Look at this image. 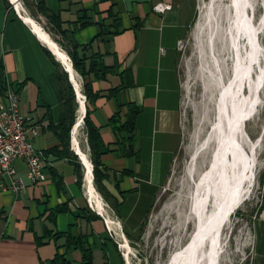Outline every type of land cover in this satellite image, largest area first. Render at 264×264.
Listing matches in <instances>:
<instances>
[{"label":"crops","instance_id":"obj_1","mask_svg":"<svg viewBox=\"0 0 264 264\" xmlns=\"http://www.w3.org/2000/svg\"><path fill=\"white\" fill-rule=\"evenodd\" d=\"M157 5L164 9L157 11ZM192 10L193 0H0V102H5L4 87L10 84L18 93L20 114L36 129V135L28 133L27 138L40 152L46 174L45 181L31 184L25 162L15 159L16 176L26 187L14 194L5 189L8 178L0 172V264H48L56 253H65L72 264H87L79 250L64 248L65 237H54L56 233L85 234L90 264H123L109 232L134 230L140 225L182 145L177 45L189 26ZM24 16L68 57L83 97L82 110L66 68ZM70 54L85 67L103 66L112 72L100 80L92 73L83 78L73 68ZM88 80L101 92L91 105L83 94ZM66 81L74 93L68 149L80 164V186L67 158L58 159L53 151L60 148L55 127L64 111L59 89ZM127 104L137 108L134 153L129 155L125 141L115 138L108 125L116 111L121 116L127 112ZM87 107L109 150L101 162L110 198L106 201L95 190L105 216L115 223L112 228L88 200L84 167L72 143L73 127L82 113L75 138L90 161L83 122ZM51 172L60 180L59 186ZM91 179L93 183L92 163ZM65 203L66 211L54 216L53 210ZM140 208L143 214L134 221ZM81 211L84 217L80 219L76 215ZM92 212L98 218H93ZM123 234L130 238L126 230ZM251 234L250 264H264V201ZM37 238H42V243Z\"/></svg>","mask_w":264,"mask_h":264},{"label":"bare ground","instance_id":"obj_2","mask_svg":"<svg viewBox=\"0 0 264 264\" xmlns=\"http://www.w3.org/2000/svg\"><path fill=\"white\" fill-rule=\"evenodd\" d=\"M258 1L260 2V0ZM258 1L209 0L200 12L196 31L197 35H206L207 49L205 47L204 50H208L216 69L224 64L221 61L223 64L218 66V58L214 53V34L219 31L221 50L227 55L225 60L229 61V67L227 66L229 72L225 80L223 79L224 75H221L222 72H218L213 77L216 90L214 119L209 125L208 132H205L206 135L204 133L202 142L198 140L201 142V147L191 155L192 160H195L198 151L211 148L206 167L200 171L197 178L194 177L196 179L193 183L191 182V189H188L187 205L193 230L186 243L169 255L166 264H216L218 255L221 253L222 230L230 222L231 214L250 195V188L254 180L255 150L258 141L250 140L245 124L256 113V108L261 100L260 89L264 82V68L261 64L264 55L260 43V34L264 25V6L261 14L256 18L255 11L259 4ZM16 6L18 9V5ZM23 18L66 68L82 110L83 97L68 57L32 20L27 16ZM218 20H222L224 23L220 29ZM81 117L82 113L78 116L73 127L72 143L84 167L85 191L88 200L99 214L105 216L103 203L92 183L91 163L87 153L81 151L76 144L75 131L81 123ZM194 172L195 167L190 168L188 170L189 177L193 178ZM105 220L109 228L115 224L108 216H105ZM120 237L123 256L126 263L131 264L129 261V256L132 253L131 248L121 232Z\"/></svg>","mask_w":264,"mask_h":264},{"label":"rangeland","instance_id":"obj_3","mask_svg":"<svg viewBox=\"0 0 264 264\" xmlns=\"http://www.w3.org/2000/svg\"><path fill=\"white\" fill-rule=\"evenodd\" d=\"M208 2L209 0H193L189 26L177 45L178 73L181 84L178 119L182 131V145L167 173L166 180L161 183L155 199L140 225L134 230L128 231L125 228H120L109 232L110 237L114 238L116 242L123 264L127 263L123 251L118 245L121 240L120 232L123 234L126 230L130 235L127 241L132 252L129 256L131 264H166L169 255L186 243L193 230L187 205L188 189H191V182L193 183L200 171L206 167L211 148L198 151L195 160H192L191 155L197 148L201 147L202 139L214 119L216 90L213 77L218 72H222L221 75L225 76H223L225 80L229 72V61L225 60L227 55L221 50L220 32L214 34V53L218 58V66L224 63L218 69L213 64L208 50H206V35H197L196 24L199 21L202 7L204 8ZM258 3L260 5L258 4L259 6L256 7V18L261 14L264 0H260ZM218 22L220 29L224 23L222 20H218ZM260 35L264 55V25ZM262 59L261 64L264 68V58L262 57ZM260 99L254 117L245 124L250 140L258 141L255 150L253 184L248 198L231 214L230 222L222 230L221 253L218 255L216 264H250L251 226L264 201V82L260 89ZM194 167L195 175L191 178L188 175V170ZM194 177L196 178L194 179ZM189 182L190 184H187ZM137 214L133 219L134 221L143 214L142 208Z\"/></svg>","mask_w":264,"mask_h":264},{"label":"trees","instance_id":"obj_4","mask_svg":"<svg viewBox=\"0 0 264 264\" xmlns=\"http://www.w3.org/2000/svg\"><path fill=\"white\" fill-rule=\"evenodd\" d=\"M100 1H112V0H100ZM113 6V5H112ZM70 58L72 60L73 68L78 72L83 78L89 77V74H93V78L96 80H100L106 77L107 74L112 72L111 68L96 66V67H85V64L82 60H79L70 54ZM66 80V79H65ZM113 92V91H112ZM110 91V93H112ZM114 93V92H113ZM83 94L85 96V102L87 105H91L94 103L95 99L101 97V92L95 91L92 88L91 80L84 82L83 84ZM59 98L61 100V108L62 111L59 123L55 127L56 137L59 141L60 148L56 147L53 149L55 156L58 159L67 158L68 162L72 165L74 175L76 176V184L80 186L81 184V170L80 164L75 155L69 152L68 143H69V132L74 123V93L70 86V84L66 81L65 85H61L59 89ZM127 112L121 116L119 111H116L111 117L108 119V125L110 126L112 133L115 138L125 141L127 144L128 151L126 154H133L135 136H134V115L137 112V108L132 104H127ZM84 128L86 132L87 144L89 147V157L92 163V174H93V184L95 189L101 194V196L107 201L110 198V194L108 190L105 188L103 184V180L106 179L107 174L105 173V168L101 162V156L109 151L108 147L104 144L101 133L99 129L92 123L90 119V110L87 107L86 113L83 118ZM126 134V137L123 135ZM53 176V180H55L56 184L60 185V180L57 178L54 172H51ZM66 203L63 205H59L55 210H53L52 214L55 216L57 213L66 211ZM112 207H115V204L112 203ZM82 211L84 209H81ZM85 211L88 213L87 222L90 221L89 213L91 212L87 207ZM76 215L79 216L77 218H83V212ZM82 214V215H81ZM93 218H98L93 212ZM54 237H65L64 243L62 246L66 249H77L82 253V260L90 264L92 255L89 244L86 241V235L78 233V234H61L56 233L53 234ZM38 243H42V238H37ZM48 264H72L65 256V253L58 254L56 253L53 259L49 261Z\"/></svg>","mask_w":264,"mask_h":264},{"label":"built area","instance_id":"obj_5","mask_svg":"<svg viewBox=\"0 0 264 264\" xmlns=\"http://www.w3.org/2000/svg\"><path fill=\"white\" fill-rule=\"evenodd\" d=\"M154 8L157 11L164 9L159 5ZM3 97L5 102H0V172L8 178L5 189L18 194L26 185L16 176L13 161L22 159L25 162L27 178L31 184L46 180L45 167L40 152L27 138L28 133L35 136L37 132L30 125L29 119L19 112L18 93L10 84H6Z\"/></svg>","mask_w":264,"mask_h":264}]
</instances>
